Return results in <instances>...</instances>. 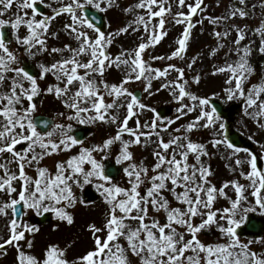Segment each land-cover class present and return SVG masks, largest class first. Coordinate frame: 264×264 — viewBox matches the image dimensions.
Segmentation results:
<instances>
[{
	"label": "snow or ice",
	"instance_id": "6c2138e0",
	"mask_svg": "<svg viewBox=\"0 0 264 264\" xmlns=\"http://www.w3.org/2000/svg\"><path fill=\"white\" fill-rule=\"evenodd\" d=\"M208 7L206 0H0V258L14 249V264H264V235L246 238L242 228L250 213L264 216V143L256 141L261 153L240 146L223 117L236 106L242 128L251 120L264 132V70L255 61L264 60V0H229L219 15ZM113 10L128 17L114 31L101 15ZM206 22L215 40L208 55L223 53L208 72L197 68L203 53L188 55L193 30L203 32ZM177 26L170 53L145 59ZM121 36L137 43L113 54ZM112 69L122 73L118 81L108 80ZM208 76L222 77L219 92L198 91ZM135 82L149 97L167 91L176 115L145 103ZM44 95L62 109L50 119L35 115ZM221 96L228 109L217 104ZM98 125L114 131L81 138L80 126ZM201 131L206 141L193 138ZM138 147L151 149V162L137 157ZM221 151L235 178L217 183L210 160ZM89 188L104 212L86 225L84 250L70 258L73 240L33 254L41 229L29 217L53 215V230L71 226L77 207L95 204Z\"/></svg>",
	"mask_w": 264,
	"mask_h": 264
},
{
	"label": "rangeland",
	"instance_id": "374dc122",
	"mask_svg": "<svg viewBox=\"0 0 264 264\" xmlns=\"http://www.w3.org/2000/svg\"><path fill=\"white\" fill-rule=\"evenodd\" d=\"M123 4H128L131 2H134V0H121ZM206 3L208 4L207 12L213 15H219L225 11L226 6L229 3V0H222V6L217 7L216 0H206ZM107 25L111 26L110 30H115L119 26H121L128 17H125L119 10H113L108 12L106 15L104 14ZM239 22V21H238ZM64 23V20L61 19L56 23V28L59 29L62 27V24ZM182 31V28L177 26L170 29L169 35L161 42L160 45H158L154 50H149V53L146 54L145 59H147L148 55L155 54V55H164L167 53H170L172 50V47L174 46V40L179 35V33ZM212 31V26L207 24V22L204 25V31H200V26L197 25V28L193 30V39L191 41L190 50L188 52L189 56H192L198 52L203 53V61L202 63H199L197 65L198 69H203L205 72L210 71V65L214 62H220L223 53H220L215 59L210 57L208 55V52L211 47L215 46V40L210 35ZM61 41L68 42L69 37L63 32H61ZM54 43H56L54 41ZM137 43V37L136 36H121L119 37L115 43L112 46L111 51L113 54H118L121 50V46L125 48H132ZM255 61L258 66L262 67V70H264V60H261L260 57H256ZM174 63L183 64V62L180 61H173ZM165 62L162 61H156L154 62L155 66H161ZM175 75V74H173ZM189 76L192 75V73H188ZM122 76V73L119 70L112 69L108 72L107 78L111 82L118 81ZM47 82H52V78H49ZM44 83V82H42ZM222 84V77H206L201 85L199 86L198 91L203 93H211L213 90L219 92L220 86ZM160 85L159 81H154V88H158ZM131 89L136 92L140 91L141 96L144 99V102L147 104H150L151 106L155 107L158 111L161 107H169L171 108V113L168 117H174L176 115L175 109L177 107L175 101L172 100L169 93L165 90H162L155 95L149 97L146 93L143 92V85L140 82H135L130 85ZM225 108L228 109V105L224 103V98L221 96L218 99ZM38 102V111L35 114L36 117L39 115L46 116L48 118H52L55 116V113L58 110H62L61 106L58 101L54 100L51 96L44 95L43 97L37 98ZM232 113L229 114V119L226 121H230L231 123V130L239 135H241L246 142L249 145V149L256 152L261 153V149L259 148V145L256 143V141H260L261 143H264V132H260L257 130L256 126L251 120H247V128H242L240 124L241 119V113L238 107L232 106ZM152 116V113H145L142 119H148ZM191 119V116L185 119H182L178 122V126L180 123H185L186 120ZM174 126V127H175ZM79 130L82 131H88L90 135L87 137L86 142H94L96 140H99L101 137L106 136L110 132H113L114 129L109 128L108 126L98 125V126H80ZM254 134V139H249L248 137L250 135ZM208 132H195L193 134L194 139L198 140H204L206 141L209 137ZM210 150L215 152V149ZM151 149L149 148L147 151H145L142 148H136L135 152L138 158L141 156H147L148 161L151 162V156H150ZM224 152L221 151L219 154H215L212 156L210 163L212 165V168L215 170V176L217 183L222 182L224 180H230L235 178L234 174L230 170V168L227 166L229 161L223 158ZM262 156H264V153H261ZM55 159H58L57 157H53L48 159L45 163L52 167L54 165ZM260 164L264 166V159H261ZM87 198L89 200L95 201V204L90 205L88 207L79 206L74 210L75 213V223L71 226L61 223L58 230H53V226L57 224L58 222L55 220L54 216L51 214H46L49 216V220L46 224H40L39 219L41 216H35L32 215L29 217L32 223L36 224L38 227H40L41 231L36 236L34 248L32 249L33 254L40 257L43 254V251L45 247L49 243H57L61 247H64L66 244L70 243L73 240H76V244L69 250V257H74L78 255L81 251L84 250V248L89 244V238L86 231V225L90 222L95 221L97 224H99L103 217L104 212V205L102 201L99 199L98 195L95 193V191L91 188L87 189ZM231 194V193H230ZM224 201L221 199L220 204H223ZM219 206V205H218ZM249 215L255 216L257 219H261L264 222V216H261L260 212L257 211L255 213H250ZM244 226V225H242ZM4 229V221L3 219H0V235L3 234ZM246 238H252L250 236H245ZM14 258H15V250L10 249L9 254L6 257L0 258V264H14Z\"/></svg>",
	"mask_w": 264,
	"mask_h": 264
},
{
	"label": "water",
	"instance_id": "95a60500",
	"mask_svg": "<svg viewBox=\"0 0 264 264\" xmlns=\"http://www.w3.org/2000/svg\"><path fill=\"white\" fill-rule=\"evenodd\" d=\"M93 15H96L95 12L92 13ZM97 21H99V18L97 19ZM103 23L104 19H103ZM223 116L227 117V115L225 114V112L223 113ZM39 119H46V118H39ZM81 138H86L88 133L87 132H80ZM230 137L232 138L233 134L231 132H229ZM234 141L238 142L240 146L244 147L246 146V144L244 143V140L242 139H238V141L235 138H232ZM251 217V222L250 224L246 225L244 234L247 232L249 233H255V234H259L262 235L264 233V222L262 220H257L255 219L253 216ZM48 220V217L45 216L44 218H42L40 220L41 223H45Z\"/></svg>",
	"mask_w": 264,
	"mask_h": 264
}]
</instances>
